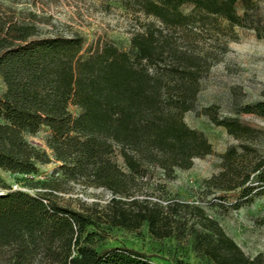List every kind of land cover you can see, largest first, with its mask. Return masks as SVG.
I'll return each instance as SVG.
<instances>
[{
  "label": "trees",
  "instance_id": "trees-1",
  "mask_svg": "<svg viewBox=\"0 0 264 264\" xmlns=\"http://www.w3.org/2000/svg\"><path fill=\"white\" fill-rule=\"evenodd\" d=\"M237 2L143 0L142 8L168 26L195 20V11L204 19L220 17L244 26L248 13L240 14ZM185 4L195 11L185 14ZM201 65L200 57L180 50L155 27L135 33L129 48L122 49L107 41L86 46L80 35L38 36L33 26L0 17V78L5 85L0 93V168L30 175L50 162L48 151L27 138L46 127L47 147L65 178L105 188L115 195L112 203H122L117 196L130 195L149 166L170 176L212 151L206 134L184 119L195 105ZM71 105L79 108L78 114ZM243 110L264 117V101ZM212 118L236 138L253 131L235 119ZM236 153L235 146L226 151L225 169L209 183L225 190L243 187L244 196L263 191L264 158L239 159ZM238 161H246L244 170ZM255 179L257 188L251 185ZM0 193V264H155L146 253L126 246L98 250L83 243L82 236L97 221L134 228L146 222L159 238L184 231L182 219L158 203L134 199L104 218L14 189L1 176ZM128 213L135 217L131 220ZM208 223L209 230H193L198 253L216 264H264L262 254L247 255L217 221Z\"/></svg>",
  "mask_w": 264,
  "mask_h": 264
},
{
  "label": "rangeland",
  "instance_id": "rangeland-1",
  "mask_svg": "<svg viewBox=\"0 0 264 264\" xmlns=\"http://www.w3.org/2000/svg\"><path fill=\"white\" fill-rule=\"evenodd\" d=\"M142 1L0 0V17L6 22L33 26L38 36L80 35L86 46L107 41L122 49L129 48L135 33L148 27L162 29L180 50L201 58L195 105L184 114V119L190 127L206 134L212 151L195 158L191 167L178 168L170 176L158 166H149V173L138 177L130 195H118L123 202L116 204L112 203L115 195L111 191L65 178L59 171L61 163L47 147L50 130L44 127L27 138L46 149L52 160L39 164L35 174L0 168V176L14 189L103 217L137 199L140 204L158 203L182 219L184 231L180 236L162 238L153 235L146 222L134 228L97 221V225L87 227L82 242L98 250L126 246L146 253L155 264H216L193 247V230H209L208 219H213L247 255L264 257V190L255 189L249 197L244 196L243 187L225 190L221 185L209 183L225 169L224 154L231 146H235L239 159L243 155L253 161L264 158V117L243 110L248 104L264 101V0H238L239 13H248L244 26L232 25L220 17L204 19L190 4L181 6V10L185 14L195 11V20L168 26L146 13ZM4 90L0 78V93ZM70 109L74 114L80 111L74 105ZM213 115L235 119L253 131L236 138L217 124ZM244 162L238 161L243 170ZM51 180L54 185H43ZM251 185L257 188L256 179ZM128 216L131 220L135 217L133 213ZM88 233L92 235L86 238Z\"/></svg>",
  "mask_w": 264,
  "mask_h": 264
},
{
  "label": "water",
  "instance_id": "water-1",
  "mask_svg": "<svg viewBox=\"0 0 264 264\" xmlns=\"http://www.w3.org/2000/svg\"><path fill=\"white\" fill-rule=\"evenodd\" d=\"M2 193H0V195H1Z\"/></svg>",
  "mask_w": 264,
  "mask_h": 264
}]
</instances>
